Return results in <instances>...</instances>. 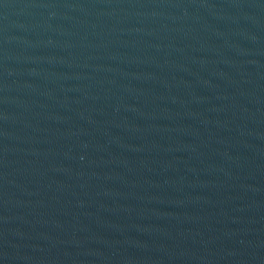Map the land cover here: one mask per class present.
I'll return each instance as SVG.
<instances>
[{"label": "water", "instance_id": "water-1", "mask_svg": "<svg viewBox=\"0 0 264 264\" xmlns=\"http://www.w3.org/2000/svg\"><path fill=\"white\" fill-rule=\"evenodd\" d=\"M264 228V0H0V240Z\"/></svg>", "mask_w": 264, "mask_h": 264}]
</instances>
